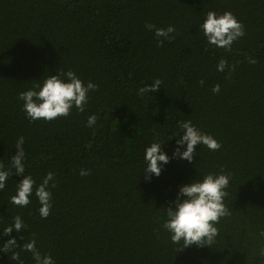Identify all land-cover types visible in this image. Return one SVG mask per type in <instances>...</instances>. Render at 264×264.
Segmentation results:
<instances>
[{"label": "trees", "instance_id": "1", "mask_svg": "<svg viewBox=\"0 0 264 264\" xmlns=\"http://www.w3.org/2000/svg\"><path fill=\"white\" fill-rule=\"evenodd\" d=\"M209 10L244 25L230 50L208 47L197 30ZM149 23L174 26V38L158 46ZM67 70L98 85L85 111L26 119L17 94ZM154 78L160 88L138 95ZM93 113L97 122L86 127ZM181 120L221 147L196 145L191 162L170 160L146 181L145 145L161 143L171 155ZM17 136L26 174L38 184L51 171L55 181L44 219L34 196L23 208L9 203L14 169L0 191V232L16 215L26 224L11 233L18 246L35 238L56 264H264V0H0V163L15 154ZM221 171L230 176L229 215L216 223L214 242L172 243L161 224L178 186ZM0 264L17 262L0 252Z\"/></svg>", "mask_w": 264, "mask_h": 264}, {"label": "clouds", "instance_id": "2", "mask_svg": "<svg viewBox=\"0 0 264 264\" xmlns=\"http://www.w3.org/2000/svg\"><path fill=\"white\" fill-rule=\"evenodd\" d=\"M145 27L153 31L157 38V45L165 41H171L174 37L170 34L175 32L172 25L157 28L149 23ZM197 30L203 35L208 47L223 48L230 50L232 43L244 35V25L238 21L230 11L218 13L209 10L204 13L203 18L197 25ZM162 38V39H161ZM250 63L255 60L250 59ZM226 61L221 59L216 64L217 71H224ZM231 68V66H229ZM161 80L154 78L150 84L137 87V94L143 95L155 92L161 86ZM199 83H203L200 81ZM98 85L92 81H83L78 75L67 70L52 75H47L42 80H36L26 90L17 94L21 103V111L25 118L31 121H51L57 117H66L75 108L77 112H84L88 103L89 93L95 91ZM211 91L217 93L220 86L215 84ZM97 122L95 113L89 115L85 121L86 127H93ZM178 139H175L171 155L164 151L161 143L151 142L145 145L140 171L146 181L153 176H159L170 160H185L191 162L196 145H203L211 151H216L221 144L209 133L201 131L191 120L177 121ZM24 137L17 136L15 141V154L8 160L7 165L0 163V191L5 188L6 182L15 170L19 177L13 193L9 196V203L26 207L31 203L32 197L36 198L39 207L37 213L40 218H47L52 208L51 188L55 187L54 173L48 171L37 184L30 174H26V155L24 150ZM88 170L80 169L79 175H88ZM230 176L223 171L218 173L208 172L199 178L182 183L178 186L175 198L169 206L164 207V218L161 227L169 234L170 241L174 244L183 243L184 247L192 244L209 245L214 242L217 235L216 223L220 218L229 215L225 206L224 198L228 193ZM51 182V183H50ZM26 228V224L19 215L12 218L11 224L4 226L0 235L8 236L7 240L0 242V252L9 253L11 259L17 264H23L20 253L26 251L31 253L34 264H56L49 254H42L36 247L35 238H30L17 245V238L11 233L19 234ZM264 235V232L261 233ZM22 239V237H20Z\"/></svg>", "mask_w": 264, "mask_h": 264}]
</instances>
